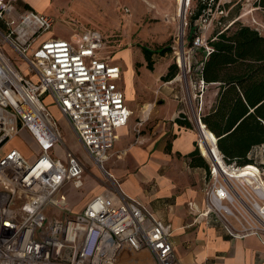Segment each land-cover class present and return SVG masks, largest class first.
<instances>
[{
	"label": "built area",
	"instance_id": "built-area-1",
	"mask_svg": "<svg viewBox=\"0 0 264 264\" xmlns=\"http://www.w3.org/2000/svg\"><path fill=\"white\" fill-rule=\"evenodd\" d=\"M53 23L52 16L20 7L19 0H0V264H143L147 255L149 264H180L171 225L135 200L96 194L74 216L45 213L64 185L83 187L85 171L69 148L64 160L50 153L62 142L50 106L103 171L116 130L131 116L117 84L121 67L100 57L102 34L85 29L72 42L49 35ZM201 46L207 53L204 39L196 36L193 47ZM185 59L180 66L190 70ZM46 95L50 103L43 101ZM196 124L201 126L200 118ZM23 130L38 147L33 160L13 145ZM210 151L204 213L233 236L264 235V143L249 152L252 162L244 165L228 163L218 151L227 170Z\"/></svg>",
	"mask_w": 264,
	"mask_h": 264
},
{
	"label": "crops",
	"instance_id": "crops-1",
	"mask_svg": "<svg viewBox=\"0 0 264 264\" xmlns=\"http://www.w3.org/2000/svg\"><path fill=\"white\" fill-rule=\"evenodd\" d=\"M175 1L176 11L183 14L184 2ZM32 5L34 10L42 12L37 4ZM121 54L132 76L123 84L126 104L133 115L136 114L129 118L127 125L116 130L113 148L104 161V176L112 187L105 190L97 187L85 204L96 194L108 195L115 202L122 198L137 201L155 218L171 225V241L180 264H264V235L233 236L213 214L204 213L209 163L201 152L198 125L195 126L192 118L196 122L206 113L215 97L206 105L203 92L196 93L193 85L188 96L183 97L173 84L176 80L173 78L162 81L156 86L158 89L154 86L151 99L144 100L141 95L134 112L130 105L138 92L134 85L133 62L127 58V53ZM157 75L156 79H160L162 74ZM198 82L205 87L216 85ZM54 110L57 111L55 107ZM180 114L181 119L190 122L189 126L175 121ZM139 119L142 123L137 125ZM64 121L74 133L68 121ZM196 148L207 167L191 166L188 155ZM150 262L151 257L147 255L143 264Z\"/></svg>",
	"mask_w": 264,
	"mask_h": 264
},
{
	"label": "rangeland",
	"instance_id": "rangeland-1",
	"mask_svg": "<svg viewBox=\"0 0 264 264\" xmlns=\"http://www.w3.org/2000/svg\"><path fill=\"white\" fill-rule=\"evenodd\" d=\"M181 1L184 2L183 14L176 11L175 0H19V5L33 9L34 3L40 7L41 13L52 16L54 23L49 35L75 42L79 31L85 29L99 31L106 42L104 47L99 49L100 57L121 65V75L124 74V78L118 79L117 84L124 93L123 84H126L129 77L132 78L128 70L130 67L128 68L121 54L127 53V58L133 62L134 85L139 94H136V100L130 105L136 112L137 100L141 95L144 96V100L151 99L153 87L162 84L161 79H156L157 74H165L168 65L173 62L179 68L173 84L181 91L183 97L188 96V92L192 91V85L195 86L196 93L203 92L206 105L215 97L216 85L205 87L198 82L197 69L203 52L199 47H189L186 41L189 17L195 10L198 0ZM256 1L208 0L207 9L194 22L198 36L205 41L214 30L225 28L234 20L250 25L264 35V10L257 6ZM167 42L170 43L172 50L163 56L154 55L153 70L146 68L139 45L145 44L153 48ZM183 55L190 63V70L180 66ZM127 93L129 94L130 91ZM43 101L50 103L51 99L46 95ZM50 109L58 119L62 134V142L55 144L50 153L64 160V150L69 148L83 162L85 168L83 187L76 189L69 184L64 185L56 194L53 204H49L45 209L47 216L58 219L65 215L74 216L79 212L87 198L96 193L97 187L105 190L112 185L105 178V172L94 162L77 136L69 129L64 121L66 118L57 109L55 111L53 106H50ZM135 114L133 115L131 111L130 118H134ZM192 121L196 126L193 118ZM13 145L28 160H33L39 153L37 145L26 130L20 132ZM263 161L264 155L261 153V167L264 166Z\"/></svg>",
	"mask_w": 264,
	"mask_h": 264
},
{
	"label": "trees",
	"instance_id": "trees-1",
	"mask_svg": "<svg viewBox=\"0 0 264 264\" xmlns=\"http://www.w3.org/2000/svg\"><path fill=\"white\" fill-rule=\"evenodd\" d=\"M207 3L208 0H198L190 14L186 34L189 47H193V40L198 36L194 22L205 12ZM256 3L264 10V0ZM205 44L209 49L207 53L203 46L199 47L203 57L198 64V80L204 84L215 83L217 91L209 110L200 116L201 122L214 136L217 149L228 163L248 164L252 162L249 152L264 143V35L256 28L234 20L225 28L214 30ZM139 48L145 67L150 70H153L154 55L163 56L172 50L169 42L153 48L140 44ZM178 70L173 62L160 79L169 81ZM181 118L182 114L175 121L190 125ZM209 148L219 159L218 151ZM202 152L206 154L204 147ZM188 156L191 166L207 167L198 148ZM218 161L223 166V162Z\"/></svg>",
	"mask_w": 264,
	"mask_h": 264
},
{
	"label": "bare ground",
	"instance_id": "bare-ground-1",
	"mask_svg": "<svg viewBox=\"0 0 264 264\" xmlns=\"http://www.w3.org/2000/svg\"><path fill=\"white\" fill-rule=\"evenodd\" d=\"M129 53H130V52H129ZM182 53H183V52H182ZM149 107H150V106L147 105V109H149ZM145 113H146V112H145ZM198 130H199L200 138H201V145H200L201 152H202V147H204L205 152L207 153V148H206L204 142H207L211 148H214V149L217 150V148H216V146H215V142H216V140H215L214 136H213L210 132H208L207 128L204 127L202 123H201V126L198 125ZM202 138H203V140H202ZM203 141H204V142H203ZM217 151H218V150H217ZM202 153H203V152H202ZM208 153L211 154L210 148H208ZM203 155H206V154H203ZM223 164H224V163H223ZM220 165H221V164H220ZM224 166H225V165H224ZM222 167H223V166H222ZM224 169H226V167H225ZM248 169H252L253 171H255L253 168H248ZM226 170H227V169H226ZM252 170H251V171H252ZM127 254H130V252H127ZM130 264H132V263H130Z\"/></svg>",
	"mask_w": 264,
	"mask_h": 264
},
{
	"label": "water",
	"instance_id": "water-1",
	"mask_svg": "<svg viewBox=\"0 0 264 264\" xmlns=\"http://www.w3.org/2000/svg\"><path fill=\"white\" fill-rule=\"evenodd\" d=\"M181 42H182V39H181ZM202 123V122H201ZM203 124V123H202ZM204 125V124H203ZM205 126V125H204ZM216 148H217V146H216Z\"/></svg>",
	"mask_w": 264,
	"mask_h": 264
}]
</instances>
